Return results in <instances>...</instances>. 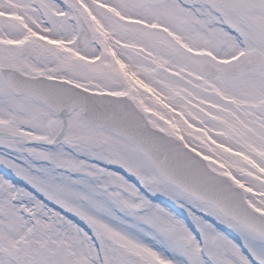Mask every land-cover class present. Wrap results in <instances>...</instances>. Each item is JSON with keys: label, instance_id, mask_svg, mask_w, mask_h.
<instances>
[{"label": "snow or ice", "instance_id": "snow-or-ice-1", "mask_svg": "<svg viewBox=\"0 0 264 264\" xmlns=\"http://www.w3.org/2000/svg\"><path fill=\"white\" fill-rule=\"evenodd\" d=\"M0 264H264V0H0Z\"/></svg>", "mask_w": 264, "mask_h": 264}]
</instances>
